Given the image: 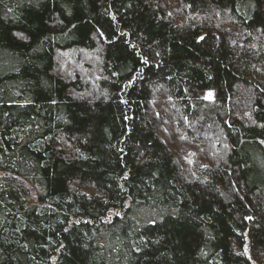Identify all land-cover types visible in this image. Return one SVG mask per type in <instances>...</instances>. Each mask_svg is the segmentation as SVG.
Wrapping results in <instances>:
<instances>
[{
	"label": "trees",
	"instance_id": "trees-1",
	"mask_svg": "<svg viewBox=\"0 0 264 264\" xmlns=\"http://www.w3.org/2000/svg\"><path fill=\"white\" fill-rule=\"evenodd\" d=\"M0 264H264V0H0Z\"/></svg>",
	"mask_w": 264,
	"mask_h": 264
},
{
	"label": "rangeland",
	"instance_id": "rangeland-1",
	"mask_svg": "<svg viewBox=\"0 0 264 264\" xmlns=\"http://www.w3.org/2000/svg\"><path fill=\"white\" fill-rule=\"evenodd\" d=\"M71 63V62H70ZM63 66V65H62ZM63 69L61 70L62 74H65L67 75L66 73H68V70H66V66H63L62 67ZM78 71V70H77ZM211 94V91H207L206 92V95H210Z\"/></svg>",
	"mask_w": 264,
	"mask_h": 264
},
{
	"label": "snow or ice",
	"instance_id": "snow-or-ice-1",
	"mask_svg": "<svg viewBox=\"0 0 264 264\" xmlns=\"http://www.w3.org/2000/svg\"><path fill=\"white\" fill-rule=\"evenodd\" d=\"M202 39V38H201Z\"/></svg>",
	"mask_w": 264,
	"mask_h": 264
}]
</instances>
